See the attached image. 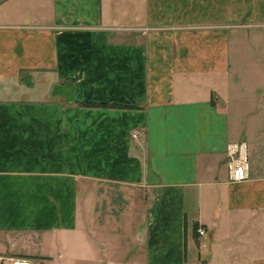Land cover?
<instances>
[{"label": "crops", "instance_id": "obj_1", "mask_svg": "<svg viewBox=\"0 0 264 264\" xmlns=\"http://www.w3.org/2000/svg\"><path fill=\"white\" fill-rule=\"evenodd\" d=\"M0 257L264 264V0H0Z\"/></svg>", "mask_w": 264, "mask_h": 264}, {"label": "built area", "instance_id": "obj_2", "mask_svg": "<svg viewBox=\"0 0 264 264\" xmlns=\"http://www.w3.org/2000/svg\"><path fill=\"white\" fill-rule=\"evenodd\" d=\"M228 159V180L230 183H241L248 176V154L247 146L244 143L229 144L226 149ZM195 235L199 243V248L203 249L207 244V232L201 226L195 229ZM10 261L11 264H30L26 260L0 257V264L4 261Z\"/></svg>", "mask_w": 264, "mask_h": 264}, {"label": "trees", "instance_id": "obj_3", "mask_svg": "<svg viewBox=\"0 0 264 264\" xmlns=\"http://www.w3.org/2000/svg\"><path fill=\"white\" fill-rule=\"evenodd\" d=\"M86 106H100V105H97V104H85ZM197 226H195L194 230L196 229Z\"/></svg>", "mask_w": 264, "mask_h": 264}]
</instances>
